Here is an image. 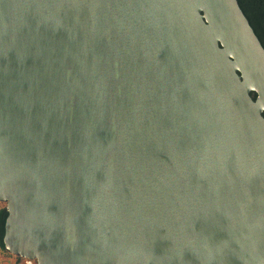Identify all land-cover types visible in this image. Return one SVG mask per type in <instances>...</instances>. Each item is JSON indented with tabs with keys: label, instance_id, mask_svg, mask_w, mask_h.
Segmentation results:
<instances>
[{
	"label": "water",
	"instance_id": "95a60500",
	"mask_svg": "<svg viewBox=\"0 0 264 264\" xmlns=\"http://www.w3.org/2000/svg\"><path fill=\"white\" fill-rule=\"evenodd\" d=\"M0 202L37 264H264V46L238 0H0Z\"/></svg>",
	"mask_w": 264,
	"mask_h": 264
},
{
	"label": "trees",
	"instance_id": "16d2710c",
	"mask_svg": "<svg viewBox=\"0 0 264 264\" xmlns=\"http://www.w3.org/2000/svg\"><path fill=\"white\" fill-rule=\"evenodd\" d=\"M238 2L264 46V0H238ZM252 95L254 98L256 97L255 94ZM7 216L8 212L5 207L0 210V245L4 249L5 246L3 238L5 234V222Z\"/></svg>",
	"mask_w": 264,
	"mask_h": 264
},
{
	"label": "rangeland",
	"instance_id": "374dc122",
	"mask_svg": "<svg viewBox=\"0 0 264 264\" xmlns=\"http://www.w3.org/2000/svg\"><path fill=\"white\" fill-rule=\"evenodd\" d=\"M6 204L3 202H0V210L5 208ZM21 262V264H37L36 261H30L26 260L20 257H17L13 254H11L9 251H6L1 245H0V264H17V262Z\"/></svg>",
	"mask_w": 264,
	"mask_h": 264
},
{
	"label": "crops",
	"instance_id": "0c3cea01",
	"mask_svg": "<svg viewBox=\"0 0 264 264\" xmlns=\"http://www.w3.org/2000/svg\"><path fill=\"white\" fill-rule=\"evenodd\" d=\"M17 264H21V262L18 261Z\"/></svg>",
	"mask_w": 264,
	"mask_h": 264
}]
</instances>
